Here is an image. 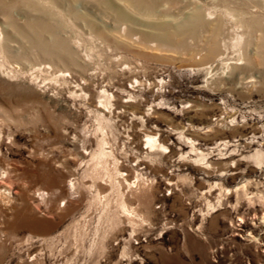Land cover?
<instances>
[{"label":"rangeland","instance_id":"374dc122","mask_svg":"<svg viewBox=\"0 0 264 264\" xmlns=\"http://www.w3.org/2000/svg\"><path fill=\"white\" fill-rule=\"evenodd\" d=\"M195 5L213 12L209 22L226 9L264 17V0H176L169 10L159 7L157 19L168 13L178 20ZM20 8L15 13L25 14ZM79 8L117 37L128 31L97 6L81 2ZM132 16L134 27L146 32L145 18ZM0 22L2 28L1 16ZM236 30L224 20L209 53L203 44L209 40L201 39L181 47L91 40L76 23L63 36L79 43L77 67L62 55L26 53L29 45L13 39L10 46L22 57L8 59L15 77L0 91H13L0 103L18 109L13 120L0 119V264H264V43L236 47ZM240 47L248 56L238 62ZM102 88L114 96L112 113L100 112L114 125L121 172L132 185L137 175L152 182L147 196L127 194L135 224L121 216L98 256L86 251L98 211L90 204L94 191L87 190L82 161L89 157L82 147L95 148ZM179 133L206 155L209 168L192 162ZM146 135L169 151L150 153ZM245 225L255 241L241 232ZM77 232L86 233L82 242Z\"/></svg>","mask_w":264,"mask_h":264},{"label":"bare ground","instance_id":"6f19581e","mask_svg":"<svg viewBox=\"0 0 264 264\" xmlns=\"http://www.w3.org/2000/svg\"><path fill=\"white\" fill-rule=\"evenodd\" d=\"M81 2L90 3L94 5V7L97 6L101 8L116 24H121L120 27H122V25H127L126 29L128 28V31H126V33L123 29L125 33L124 35L122 34L123 39L115 36L118 34V31H115L117 34L114 35V31L112 33L110 29L107 30L105 28L106 26H100L93 21V18H90L87 11L81 10V7L79 8ZM175 3L176 0H0V16L3 18L4 25H1L3 27L0 28V91L2 90L1 87L4 86L3 84L8 85V83L11 82L9 78L15 77L13 73L15 71V66H10V58L21 59L22 57L19 56L20 53H18V49L13 50L10 46L13 39L25 41V43L29 45L28 48H25L26 50H23L26 53H29L27 52L29 50L35 49L38 51L36 53L40 51V53H43V55L45 54V56L62 55L74 66H79L78 61L74 57L77 49L80 47L78 45L79 43L75 40L76 37H71L66 40L64 38L65 36H63L64 29L70 26L73 27L76 23H81L87 27L89 35L92 36L90 38L91 40L94 38L98 40L120 41L125 39L132 40L135 38L134 40H148L149 43H153L154 46L157 44H165V46L166 44H172L181 47L184 45V40L186 39L195 41L201 39L202 41L209 40L207 42L203 41V44L208 48L207 51L210 53L214 49V47H212L213 40H217L216 37L219 36L218 34L223 26L224 20H227V22L232 23L233 26L237 28L234 33V40H236L234 46L239 47L244 41L246 42L244 48L247 49L250 40H259L261 43H264V17L253 16L249 13L233 9H226L220 12L219 17L213 22H209L213 12L197 7V5L178 20H173V16L168 13H164L161 17L164 19L171 17V20L157 19L159 7L169 10ZM15 8H23L22 10L25 14L15 13ZM133 14L141 15L145 18L147 22L140 26L146 28V32L140 31L134 27L137 26L138 23L132 16ZM46 42H50L51 44H47ZM244 48L242 50H244ZM19 49L22 51V48ZM25 52L24 55L26 54ZM91 56L92 54H86V57L89 59ZM247 56L248 53L244 50L241 54L239 53L237 61H244ZM11 60L15 61L13 59ZM50 60L53 59L51 58ZM36 66L38 65L36 64ZM226 68H229V66L226 65ZM42 69L45 70V68ZM59 77L65 78L67 75L63 76V73H61ZM134 83L137 84V82ZM28 88L30 92H33V88L30 86H28ZM12 92L11 94L6 92L1 93L2 95L0 94V96H11ZM97 97L98 107L94 116V123L96 126L92 133V138L95 139V148L87 151L82 147L84 149L82 153L89 157L87 161H82V164L85 167L84 177L91 180V185L87 190H89V192L91 190L94 191L90 204L98 211L93 237H91L92 239L86 251L89 255L98 253V256H100L105 250V240L108 239L113 229L119 225L121 216L126 218L131 225L135 224L134 219L137 216L136 211L134 208L127 205V194L130 192V195H149V183L152 181L147 177H143V175H137L132 185V183L128 182L126 175L121 172L119 160L114 153V125L112 124L111 118H108L104 113L100 112L106 111L109 114L112 113L114 96L106 89L102 88ZM17 111V107L13 105L7 109L0 103L1 120H13V113ZM179 136L189 145V153L195 156L192 162L204 164L205 168H209L210 165L205 162L206 155L195 148L194 142L189 138L183 137L182 133H179ZM146 137L155 138L153 142L149 143L148 149L150 153L160 151L161 147H165L155 136L146 135ZM110 138L113 143H111ZM73 139H76V136H74ZM189 141H191V143H189ZM261 155L262 154L258 151L255 153L257 162L260 160ZM96 182L100 183L99 186H95ZM68 183V186H74V183ZM124 186L128 189L126 193L123 192ZM99 188L105 189V191L102 190L103 192H101ZM132 188L134 189L132 190ZM212 209H214V206L209 207V211ZM259 221V224H264V215ZM251 228L252 227L249 225H245L241 232H245L247 237L255 241L256 239L251 237ZM85 235L86 233L84 234L82 232L74 233L75 240L80 242L84 240ZM31 261H33V258H31Z\"/></svg>","mask_w":264,"mask_h":264},{"label":"snow or ice","instance_id":"6c2138e0","mask_svg":"<svg viewBox=\"0 0 264 264\" xmlns=\"http://www.w3.org/2000/svg\"><path fill=\"white\" fill-rule=\"evenodd\" d=\"M155 138H150V137H145V140L148 141L144 144V147L147 149L149 148V143L153 142ZM189 143H191V141H189ZM160 151L163 153H167L169 151V149L167 147H161ZM181 160L185 159V156H181L180 157ZM221 175H223V173H221Z\"/></svg>","mask_w":264,"mask_h":264}]
</instances>
